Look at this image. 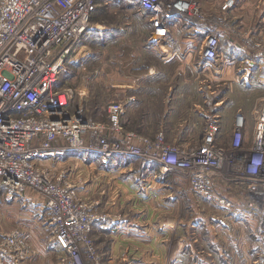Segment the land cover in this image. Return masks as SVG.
<instances>
[{
	"label": "rangeland",
	"instance_id": "rangeland-1",
	"mask_svg": "<svg viewBox=\"0 0 264 264\" xmlns=\"http://www.w3.org/2000/svg\"><path fill=\"white\" fill-rule=\"evenodd\" d=\"M177 1L168 0V9ZM187 1L191 5L190 13L187 16L181 12L168 13L163 25L153 20V14V23H149L147 16L125 8L130 5L118 10L116 6L112 10L102 7L94 17L102 21L93 20V25L100 26L97 23L103 22L105 31H110L108 40L102 46L88 44L90 52L85 58L75 53L76 60L67 64L78 71L69 81L72 86H80L86 76L87 89L83 83V95L77 93L76 103L86 108L87 115L107 121L109 104L125 99L129 102L124 125L127 129L152 139L164 132L166 143L183 144L196 141L205 123L216 115L211 112L218 110L224 116L221 140L229 146L236 116L239 111L244 114L246 111L247 135L253 133V108L264 96V90L258 86L264 65V0H235L227 7V0ZM163 3L166 4L165 0ZM179 15L181 21L177 23L173 17ZM210 34L219 37L218 64L207 62L205 56L204 44ZM188 46L193 49L187 53ZM180 47L183 53L178 52ZM168 49L173 54L168 56ZM132 79L133 87L128 84ZM89 153L79 150L71 153L78 158L68 160V155L56 160V165H50L75 182L89 205L95 204L98 216L88 232L90 253L83 254L82 264H106L96 226L122 222L143 227L168 222V231L159 232L162 239H168V264H249L244 256L251 260L250 264H264V223L260 218L249 222L244 214L229 217L210 202L199 200L184 173L163 171L156 159L128 156L134 168L123 171L119 182L113 175L107 178L104 172L88 166L90 156L97 155ZM79 156L86 158L81 160ZM146 163L158 167L159 181L150 188L156 193L149 199L123 197L132 181L141 190L147 185L142 171ZM92 180L93 191L82 192L80 186ZM227 186H234L238 192L233 183L223 185ZM239 193L242 194L240 190ZM12 202L0 203L2 231L12 230L25 218L26 207ZM35 227L24 228L28 236L35 233L37 241L44 234L50 235L46 227L41 230ZM31 241L35 252L27 264H65L61 250L52 251L51 246H43L39 251L37 241ZM137 251L125 246L121 256L127 260L118 264H130L132 260L128 258Z\"/></svg>",
	"mask_w": 264,
	"mask_h": 264
},
{
	"label": "built area",
	"instance_id": "built-area-1",
	"mask_svg": "<svg viewBox=\"0 0 264 264\" xmlns=\"http://www.w3.org/2000/svg\"><path fill=\"white\" fill-rule=\"evenodd\" d=\"M136 1L152 10L160 25L168 13H190L187 0L169 9L168 0ZM234 2L227 0L226 7ZM98 3L0 0V203L15 201L28 188L35 190L40 198L33 209L59 245L65 264H82L83 254L90 253L88 232L98 216L95 204L87 203L75 182L47 163L74 151L97 154L104 162L117 155L156 159L163 171L184 173L199 200L229 217L245 218L252 209L264 216V96L253 108L252 136L239 111L229 146L218 140L215 122L196 141L168 144L164 132L152 139L124 126L128 100L112 101L107 121L90 117L76 103L83 83L87 89L86 76L77 87L61 78L67 64L76 60L75 53L85 58L90 52L84 34L94 27ZM204 45L207 62L218 64L219 37L208 35ZM228 183L242 190L243 197L232 198L227 191L232 186L223 187ZM34 252L23 225L0 230V264H26Z\"/></svg>",
	"mask_w": 264,
	"mask_h": 264
},
{
	"label": "crops",
	"instance_id": "crops-1",
	"mask_svg": "<svg viewBox=\"0 0 264 264\" xmlns=\"http://www.w3.org/2000/svg\"><path fill=\"white\" fill-rule=\"evenodd\" d=\"M134 2L133 0H99V5H101L105 10H112V6H116L117 10L121 7L129 6L132 5L131 3ZM127 8V7H125ZM128 9V8H127ZM102 10V9H101ZM116 10V13L118 12ZM174 20L178 22L181 21V17L179 16H174ZM94 22L102 21V20H95L93 18ZM93 22V23H94ZM103 24V22H101ZM176 23V24H177ZM100 23H97V27H100L101 30L99 32V35L101 36L100 39H105L107 40L109 36V33L105 31L103 28V25ZM185 51L188 53L191 51V46L185 47ZM168 56L170 54H173V50L171 49L167 50ZM178 52L183 53L184 49L183 47H180L178 49ZM133 78V76H132ZM260 80L261 82L264 81V65L261 66L260 70ZM130 84L131 87L135 85L134 80H130L128 83ZM129 108V107H128ZM128 114V112L126 113ZM77 151H74V153ZM73 153V152H72ZM86 153V152H85ZM89 154H94V153H89ZM70 157L68 160L72 157L78 158V155H69ZM81 157V156H79ZM91 161L89 162L90 164L88 166L98 169L100 173H105L107 178H109V175H113V177L118 178L119 182H122V179L120 178V174L125 171V170H132L134 167V163L131 162V160H128L126 155H117L111 158L108 162H104L100 159L98 155H92L90 156ZM85 159L86 157L83 156ZM82 157L80 158L81 160H84ZM145 168H143V174L145 175V180H147V185L143 188V190H146L145 192L142 193L143 190H141L142 187H136L134 182L132 181V186L127 190L125 193H123V197H131V198H136V197H141L143 196L146 199H149L155 194L152 190L150 189L151 187H154V184L159 181V176H158V170L155 169V166L153 164H145ZM95 184H93V180L87 184L86 186H80V189L82 192L85 193H90L89 191H93V187ZM229 195L234 198H242V194H236V193H229ZM122 197V195H121ZM122 197V198H123ZM40 198L39 194L31 189L28 188L25 192V195L17 198L15 201H13L14 204H21L25 206V218L21 222L26 229L27 227L33 226H38V228H44L42 222L40 221L39 214L35 212L33 209L34 201L38 200ZM11 203V204H12ZM32 206V207H31ZM245 219L249 222L255 221L256 219L260 218L263 223H264V216L262 213H259L257 211H249L246 213ZM32 221H30L31 219ZM239 221H243L242 219H238ZM244 222V221H243ZM238 223V222H237ZM240 223V222H239ZM163 227V228H162ZM163 229V231L167 232L168 231V222H165L164 224L161 223L160 225L150 223L149 225H145L144 227L142 225L139 226H131L130 223H117L115 225L109 226H96L97 232H99V235L97 236V239L99 240V243L103 245V250L106 253V264H118V262H124L125 257L121 256V252L125 246H128V248H131L133 250L138 249L134 255L132 254L128 259L132 260L130 264H146L147 262L149 264H168V239H162L161 235L159 232ZM39 230V229H38ZM43 233L46 232L45 229L42 230ZM42 233V234H43ZM30 238L33 241H37V236L35 233L30 232ZM167 238V237H166ZM36 245L41 251L42 247H47L51 246L50 248L52 251L59 249V245L50 239V235H45L40 238V241L36 242ZM48 248V247H47ZM246 261L250 264V259L247 258V256H244ZM28 263V262H27ZM26 263V264H27Z\"/></svg>",
	"mask_w": 264,
	"mask_h": 264
},
{
	"label": "trees",
	"instance_id": "trees-1",
	"mask_svg": "<svg viewBox=\"0 0 264 264\" xmlns=\"http://www.w3.org/2000/svg\"><path fill=\"white\" fill-rule=\"evenodd\" d=\"M134 2H132L131 4L132 5H130L131 7H127L128 9H135L136 10V14H140V15H143V16H147L148 17V22L149 23H153L152 22V20H151V15L153 14V12H152V10H150V9H147V8H143V7H141L140 6V4L136 1V0H133ZM101 9H102V6L101 5H99V4H97L96 5V9L94 10V12H93V16H92V20H93V18L95 17V16H97V14L98 13H100L101 12ZM134 15V14H133ZM95 20H99L98 18H94ZM100 30H101V28L100 27H97V26H94L93 28H89L86 32H85V34H84V37H85V40H86V42H87V44H91L92 46H98V45H100V46H102V45H104V44H102V42H105L106 40L105 39H100V35H99V32H100ZM108 33L110 34V31H108ZM97 34V35H96ZM108 40V39H107ZM106 43V42H105ZM75 65H73V67H74ZM76 73H78V71H73V69H72V66H69L68 67V70H65L64 72H63V75H62V78H61V82L62 83H64V82H66L67 80L68 81H72V79H74L75 77H76ZM261 82V81H260ZM258 83L259 85V87H260V89L263 91L264 90V85L262 84V83ZM247 84H249V82H246ZM252 84H253V81L251 82ZM250 83V84H251ZM221 103V102H220ZM217 104H219V102L218 103H216V105ZM129 107V106H128ZM202 113V112H201ZM202 114H205V113H202ZM211 114H216V115H212L210 118H209V120L205 123V125L203 126V131H202V133H201V135H200V137H202V136H204L205 135V133H206V131H207V127H208V125L210 124V123H212V122H215L217 125H218V140L220 141V142H223V143H225L223 140H221V138H222V136H223V124H224V116H221L220 114H221V112L220 111H218V110H215L214 112H211ZM247 112L245 111V116H246V118H247ZM125 116H123V122H124V125L126 124V119H125V117H126V114H124ZM223 121V122H222ZM145 123V121L143 122V123H141V125L143 126V124ZM199 137V136H198ZM199 137V138H200ZM192 138V137H191ZM194 139V138H193ZM226 144V143H225ZM155 169H157L158 170V167H157V165L155 166ZM234 190H235V187L234 186H232V188L230 189V193L232 192V193H236V194H238L239 193V190L240 189H238V192H237V190H235V192H234ZM240 192H242V190H240ZM239 194H241V193H239ZM241 219V218H240ZM243 220V219H242Z\"/></svg>",
	"mask_w": 264,
	"mask_h": 264
},
{
	"label": "bare ground",
	"instance_id": "bare-ground-1",
	"mask_svg": "<svg viewBox=\"0 0 264 264\" xmlns=\"http://www.w3.org/2000/svg\"><path fill=\"white\" fill-rule=\"evenodd\" d=\"M47 163L50 164L51 166L56 165V164H53V161H48Z\"/></svg>",
	"mask_w": 264,
	"mask_h": 264
}]
</instances>
